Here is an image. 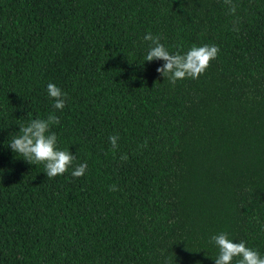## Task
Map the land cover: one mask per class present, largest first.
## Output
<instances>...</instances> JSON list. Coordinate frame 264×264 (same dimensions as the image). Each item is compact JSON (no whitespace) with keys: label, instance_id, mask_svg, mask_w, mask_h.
I'll use <instances>...</instances> for the list:
<instances>
[{"label":"trees","instance_id":"1","mask_svg":"<svg viewBox=\"0 0 264 264\" xmlns=\"http://www.w3.org/2000/svg\"><path fill=\"white\" fill-rule=\"evenodd\" d=\"M231 2L0 0V264H215L220 233L264 257V0ZM149 32L220 51L173 85ZM49 114L54 178L8 146Z\"/></svg>","mask_w":264,"mask_h":264},{"label":"clouds","instance_id":"2","mask_svg":"<svg viewBox=\"0 0 264 264\" xmlns=\"http://www.w3.org/2000/svg\"><path fill=\"white\" fill-rule=\"evenodd\" d=\"M225 3L230 5L231 13H235L236 6L231 0H225ZM234 30L238 31L235 28ZM143 40L150 42L144 61L163 60L165 63L156 71L173 85L178 80L186 78L198 79L220 51L216 45H204L192 47L184 54H170L160 43L159 36L149 32L144 35ZM47 92L54 100L53 107L62 110L65 107L66 94L53 83L47 85ZM59 123L58 116L49 114L46 119H33L27 125L20 124L19 135L8 144L18 157L29 164H43L48 178L63 175L75 160V156L70 151L58 149L57 136L50 131L52 125ZM109 143L113 149L117 148L118 136H109ZM126 159L127 156H121V160ZM86 170L87 164L83 163L76 166L71 175L73 178H79L85 174ZM109 190L116 191L117 187L112 185ZM210 242L218 248V255L214 258L215 264H232L234 258H239L237 264H264V257H261L256 250L247 247L244 241L234 243L226 233L213 235Z\"/></svg>","mask_w":264,"mask_h":264}]
</instances>
